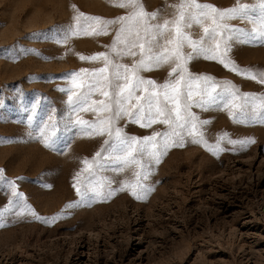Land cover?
I'll return each mask as SVG.
<instances>
[{"label": "rangeland", "instance_id": "obj_1", "mask_svg": "<svg viewBox=\"0 0 264 264\" xmlns=\"http://www.w3.org/2000/svg\"><path fill=\"white\" fill-rule=\"evenodd\" d=\"M178 2L142 0L148 12L158 13L151 24L173 19ZM198 2L221 10L249 6L247 17L223 21L241 31L225 29L223 37H231L228 49L221 44L218 52L242 70L264 72L260 0ZM116 3L0 0V264H264V83L259 77L247 78L230 70L232 64L225 67L219 59L194 55L186 64V79L188 74L208 76L213 95L226 85L237 95L228 98L227 107L220 98L207 110L193 104L190 111L198 118L202 140L184 129L181 137L169 139L157 162L148 154L163 151L164 137H157L156 148L149 144L142 154L132 153L143 168L121 164L116 157L124 154L112 152L105 144L107 134L91 128L93 123L106 127L99 121L111 115L94 103L107 102L100 90L84 109L69 104V95L75 100L86 90L77 85L91 82L96 70L105 67L102 57L81 56L105 53L113 63L129 66L140 59L138 48L132 49L135 56L113 51L119 23L108 25L106 34L73 35L79 13L107 21L130 13ZM204 27L210 28L211 21L185 31L198 40ZM216 42L204 40L206 47L215 48ZM184 52L191 48L185 45ZM174 66L138 74L159 85L178 78L179 73L170 75ZM114 71L110 64L103 76ZM204 84H193L192 101L201 98L198 89ZM99 87L109 91L103 79ZM244 94H250L246 106ZM134 104L127 105L129 111ZM115 127L138 140L169 131L167 124L141 127L128 116ZM110 143H116L115 132Z\"/></svg>", "mask_w": 264, "mask_h": 264}, {"label": "snow or ice", "instance_id": "obj_2", "mask_svg": "<svg viewBox=\"0 0 264 264\" xmlns=\"http://www.w3.org/2000/svg\"><path fill=\"white\" fill-rule=\"evenodd\" d=\"M115 6L128 8L131 11L127 16H122L112 21L102 20L99 17L85 16L84 13H79L76 17L77 28L73 31V35L106 34L108 25L119 23L121 26L116 33V39L113 41V51L117 56H135L137 53L133 52L132 49L138 48L140 59L138 62L129 66L113 63L105 53H99L92 57L81 56V59L93 60L102 57L105 60V67L96 70L94 79L91 82L77 85V87L86 90L76 93L75 100H73V95H69L68 102L74 106V110L77 108L84 109V106L91 99L92 93L97 90H100L101 95L107 98V102L105 100L94 101V103H98L101 106L103 111L111 113L107 118L99 121L100 125H106V127H98L95 123L90 126L97 135L104 136L107 134L109 140H106L105 144L109 145L112 152L124 154L116 157L121 164H135L143 168L144 165L132 153L136 151L142 154L148 148L149 144H152V147L156 148L157 144L160 143L157 141V137H164L162 142L163 151L158 149L157 151H150L148 153L150 156L155 157L157 162H159V156L163 155L167 150L169 139L172 137H181L184 129H188L189 135L195 136L199 134L202 140V133L197 132L198 118L190 111L193 104L207 110L208 106L217 103V99L220 98L224 106L227 107L230 102L228 98L236 97L237 93L229 91V86L227 85L223 92H217L213 95L212 91L209 90L208 84L213 79L211 77L197 76L193 78L188 74V78L186 79V64L194 58V55L203 56L205 59H219V62L223 63L225 67H229V64H232L230 70L236 71L238 74L243 73L247 78L254 80L259 77L258 82L264 83V72L252 73L248 70H242L231 61L226 63L223 58L224 53L218 52L221 44H224L225 51L228 49V41L231 37H223V31L225 29L231 32L241 31L238 29H230L229 25L223 23V21L235 19L238 16L240 18L247 17L250 11L248 5H240L239 7L221 10L210 4L199 3L198 0H179L178 4L174 5L176 13L173 19L165 20L162 24L149 23L150 20L156 19L158 13L148 12L144 8L142 0H117ZM259 8L261 24L259 35L261 38H264V0H260ZM81 20L84 21V24H87V27L81 24ZM206 20L211 21V27H204V36L200 39H193L191 33L185 31V29L191 28L193 24L203 25ZM217 36H222V40L216 42ZM205 38L209 41L216 42L215 48L206 47L204 44ZM161 39H164L163 44L161 43ZM121 44L123 48L118 49L117 45ZM167 45H171L172 47L169 48ZM185 45L191 48V53L186 54L184 52ZM168 63L175 64L170 75L179 73L178 78L175 80H169L158 85L154 80H145L138 74L141 69L151 70L153 67H159ZM110 64L115 71L110 76H103V73H105ZM85 71L87 70H81V72ZM78 75L79 73L73 74V83H75V77ZM101 79L106 82L109 91L100 89ZM201 80L205 82L204 86L198 89V94L201 98L197 101H192L193 84ZM144 85H150L152 90L150 91L147 87L142 89ZM231 87L234 88L235 86ZM61 90L64 91V89ZM141 90L146 94L137 95ZM68 91H71V89H68ZM249 95L244 94L245 106L248 103L247 98ZM260 99L262 101L261 108L264 109V97ZM133 100H135V104L132 105L134 110L129 111L127 105ZM123 116H128L131 122L140 123L141 127H150L153 123L167 124L169 131L165 133L157 132L152 136L144 137L142 140H138L136 137L122 136V129L115 127V122ZM262 122H264V119H262ZM79 123L89 124L88 121H80ZM199 123L207 122L201 121ZM48 127L45 126L46 129ZM51 127L54 128L55 125L53 124ZM113 132H115L116 143H110ZM41 136H45V129H41ZM193 142L199 143L201 141L193 139ZM251 142L253 141H247V143ZM172 143L175 144L176 141L173 140ZM137 144L140 145L138 149L133 147ZM45 145L51 146L48 137H45ZM180 146H182V139ZM97 156H100V153H97ZM84 163L88 164L89 162L85 160ZM134 175L139 176L140 173H134ZM144 178H146V174ZM77 191L79 192L80 190L77 189ZM13 194H17L15 193V189H13ZM83 194L81 193V195ZM132 194L137 195L135 191ZM7 210L5 209V211ZM28 210L31 211V208ZM32 214L35 215L34 212ZM0 226L3 225L0 224Z\"/></svg>", "mask_w": 264, "mask_h": 264}]
</instances>
